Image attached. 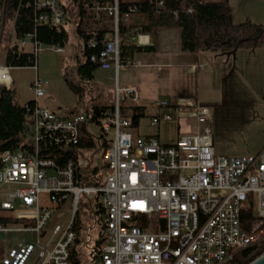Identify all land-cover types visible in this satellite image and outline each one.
I'll return each mask as SVG.
<instances>
[{
    "label": "built area",
    "instance_id": "obj_1",
    "mask_svg": "<svg viewBox=\"0 0 264 264\" xmlns=\"http://www.w3.org/2000/svg\"><path fill=\"white\" fill-rule=\"evenodd\" d=\"M60 1L32 0L36 22L50 28L63 25L66 13ZM118 1L97 8L111 17L113 30L99 55L91 57L98 70L115 75L134 67L119 63L118 25L131 26L137 16L135 7L119 15ZM4 2L0 0V44L10 31V44L15 41L21 52L36 59L41 51L65 53V47L44 44L29 32L15 39L12 25L3 30ZM161 4L158 0L157 6ZM145 37L131 41L143 46ZM31 68L32 124L24 131L30 144L0 152V233L5 235L0 264H29L32 258L31 264H70L79 199L96 193L103 234L96 253L100 264H227L239 251L264 250V146L255 155L216 153L207 126L212 111L193 96L151 103L148 123L151 128L165 123L179 128L180 119H191V133L170 143L158 135L134 134L130 121L119 114V98L128 97L136 106L137 90L116 85L114 111L99 121L102 136L111 139L102 154L103 183L95 185L90 163L75 151L87 118L72 108L41 105L49 82L38 77L36 63ZM12 69L0 62V87L5 90L12 88ZM22 105L26 108L28 102ZM246 206L249 221L243 218ZM10 233L14 236L8 237Z\"/></svg>",
    "mask_w": 264,
    "mask_h": 264
},
{
    "label": "trees",
    "instance_id": "obj_2",
    "mask_svg": "<svg viewBox=\"0 0 264 264\" xmlns=\"http://www.w3.org/2000/svg\"><path fill=\"white\" fill-rule=\"evenodd\" d=\"M26 2L31 5L27 6ZM157 2L158 0L118 1L119 15L128 13L131 7H135L137 13L133 25L121 23L118 25L120 65L132 64L135 55L152 53L156 50L155 44L139 46L131 41L132 38L137 35H147L152 40H156L161 29L170 27L177 29L178 47L184 53L205 51L227 53L264 47V23L256 24L248 18L235 22L229 0H162L160 6H157ZM111 3L112 0H61L60 5L66 13V20L58 28H50L36 22L37 10L32 5V0H5L3 16V30H7L12 25L15 39L29 32L44 44L53 43L63 47L70 44L73 47L70 61L62 62L60 79L76 97V102L70 108L83 113L88 120L80 134L75 151L81 153V149L95 148L101 158L106 140L101 134L95 140L89 133V126H99V121L114 111V102L105 100L110 92L107 86L95 80L94 72L98 70V63L92 62L91 57L99 55L106 38L112 34L111 17L106 11L97 10ZM181 5L185 9L181 10ZM68 16H73L74 20L72 27L69 28L65 27L66 23L70 22ZM138 17H142L144 22L138 21ZM4 63L11 68H28L35 65L36 58L31 53L21 52L14 41L8 45ZM102 98L105 99L101 100ZM32 106L30 101L26 108L18 104L14 88L5 90L0 87V152L28 147L30 141L26 140L24 131L32 124ZM119 114L130 121V129L137 128L139 121L145 117V107L131 105L120 96ZM59 153L65 158L64 153ZM61 161L60 158L58 162ZM88 163H90L91 180L95 185H102L105 163L94 165L91 159H88ZM98 199V193L88 197L82 196L79 199L73 220L76 236L70 264H88L89 258L84 243L87 239L86 230L93 225V220L95 225L89 230V235L92 239L93 234L96 233L97 238H101L100 245L103 242L98 221ZM81 209H84L83 219L79 215ZM242 213L245 220H251L249 206L243 208ZM98 249L99 247L96 253ZM262 251L256 254L249 249L239 251L227 264H247Z\"/></svg>",
    "mask_w": 264,
    "mask_h": 264
},
{
    "label": "rangeland",
    "instance_id": "obj_3",
    "mask_svg": "<svg viewBox=\"0 0 264 264\" xmlns=\"http://www.w3.org/2000/svg\"><path fill=\"white\" fill-rule=\"evenodd\" d=\"M244 2L245 3L243 5L246 10H264V0H245ZM68 17L70 22L68 21V23H66L65 27L67 28H69V26L72 27V22L74 21L73 16ZM71 38L73 41L75 40L72 35ZM11 40L12 37L10 31H6L0 44V62H3ZM74 43H76V41H74ZM72 55L73 47H71L70 44L65 47V53L62 56L50 53L48 51H41L38 53L36 59V73L40 79L47 80L49 82L45 96L39 100L41 105L50 108H70L76 102L75 95L60 79V70L63 60L70 61ZM132 65H134L133 68H128V71L126 72H121V70L117 75H115L114 71L112 70H98L97 74H101L102 78L110 80V85L107 86L110 93L106 99L102 98L101 100H113V102H116L114 90L116 84L118 85V77L120 76V80L127 79L129 84L136 85L140 92V98L145 99L140 101V105L145 106V117L139 121L137 128L132 129V133L137 134V132H139L140 135L144 136L158 135L161 142L164 143L172 142L179 135L191 133L193 131V121L191 119H180L179 128L175 124L168 123L159 124L154 128H151L148 125L150 116L153 113V110L151 109V103L161 99L171 100L173 89L177 91L179 90L178 85L182 84V81L177 76V74L172 71V69H168L169 72L162 75V72H164L162 69L160 71H155V69L144 68L142 66L139 67V64L136 63V60H134ZM135 69V72L132 71ZM10 75L13 81V88L15 90V99L18 104H23L26 101L32 99L33 94L30 90V84L35 76L34 70H32L31 67L14 68L10 71ZM122 85L123 84L121 82L120 86ZM237 112L236 118L230 120L233 121L232 126H229L228 122L221 118V127L224 130L229 129L225 133L228 138L224 140L225 145L229 148L227 155H255L262 149L264 145L262 144L264 140V137L262 136V132L264 130V94L260 96L258 103L245 104L244 107L239 108ZM216 127L218 128L220 126L217 125ZM89 131L90 135L95 138V140L100 134L102 135L99 126L96 125L89 126ZM102 138L104 140H109L111 139V135L105 137L103 136ZM80 155L86 162H88V159H91L94 165H103L104 163L100 153L95 148L81 149ZM83 210L81 209L79 214L81 219L84 218ZM13 236V233L8 234V237ZM97 237L98 236L96 233L93 234L92 240H96ZM4 239L5 235L0 233V254L4 244ZM32 261L33 258L29 264H31ZM94 264H100L98 259L94 262Z\"/></svg>",
    "mask_w": 264,
    "mask_h": 264
},
{
    "label": "crops",
    "instance_id": "obj_4",
    "mask_svg": "<svg viewBox=\"0 0 264 264\" xmlns=\"http://www.w3.org/2000/svg\"><path fill=\"white\" fill-rule=\"evenodd\" d=\"M244 1L229 0L232 5L234 21L240 22L248 18L253 23L263 24L264 10H246L243 5ZM137 19L144 22L142 17ZM177 40L176 28L161 29L156 40H152L149 36L140 40L143 46L155 44L156 50L152 53L135 55L134 60L139 64V67L151 68L155 71H157L156 67H162L164 71L162 75L168 73V69H172L177 74L182 84L178 85V91L173 89L171 98L193 96L211 109L213 119L208 127L211 131L214 151L227 155L229 148L225 145L224 140L228 138L225 133L229 129L224 130L221 127V118L227 121L229 126H232L233 121L230 120L236 118L237 110L243 108L245 104L258 103L260 96L264 94V47L256 50H234L227 53L210 51L184 53L179 50ZM126 71L128 68L121 72ZM132 71L135 72L136 69ZM97 72L98 70L94 72L95 80L109 86L110 80L102 78L101 74H97ZM121 82L122 86H120ZM117 86L120 88L135 87L138 95L137 105H140L141 100H145L140 98L137 86L129 84L127 79L120 80L119 76ZM126 100L128 101L129 98L126 97ZM128 103L130 102L128 101ZM217 125L220 127L217 128ZM137 133L139 134V132ZM262 133L264 137V130ZM262 144H264V140Z\"/></svg>",
    "mask_w": 264,
    "mask_h": 264
},
{
    "label": "water",
    "instance_id": "obj_5",
    "mask_svg": "<svg viewBox=\"0 0 264 264\" xmlns=\"http://www.w3.org/2000/svg\"><path fill=\"white\" fill-rule=\"evenodd\" d=\"M95 225V220H93V225L88 227L86 230L87 233V239L84 243L85 248L88 249V257L89 262L88 264H93L97 260V254L95 252V248L93 246H89V242L91 240V236L89 235V230ZM247 264H264V250L255 258H253L250 262Z\"/></svg>",
    "mask_w": 264,
    "mask_h": 264
},
{
    "label": "flooded vegetation",
    "instance_id": "obj_6",
    "mask_svg": "<svg viewBox=\"0 0 264 264\" xmlns=\"http://www.w3.org/2000/svg\"><path fill=\"white\" fill-rule=\"evenodd\" d=\"M100 240L101 238H97L96 240L91 239L89 246H93L95 249H97L100 246Z\"/></svg>",
    "mask_w": 264,
    "mask_h": 264
}]
</instances>
